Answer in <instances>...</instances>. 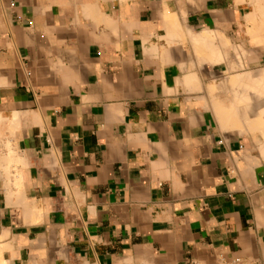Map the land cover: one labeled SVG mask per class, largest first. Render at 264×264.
<instances>
[{"label": "crops", "instance_id": "0c3cea01", "mask_svg": "<svg viewBox=\"0 0 264 264\" xmlns=\"http://www.w3.org/2000/svg\"><path fill=\"white\" fill-rule=\"evenodd\" d=\"M264 264V0H0V264Z\"/></svg>", "mask_w": 264, "mask_h": 264}, {"label": "built area", "instance_id": "2783aa9c", "mask_svg": "<svg viewBox=\"0 0 264 264\" xmlns=\"http://www.w3.org/2000/svg\"><path fill=\"white\" fill-rule=\"evenodd\" d=\"M240 262V259H236L235 261H234V263L236 264V263H239Z\"/></svg>", "mask_w": 264, "mask_h": 264}]
</instances>
